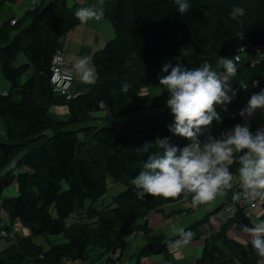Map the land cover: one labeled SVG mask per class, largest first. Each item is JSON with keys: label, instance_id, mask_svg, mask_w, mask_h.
<instances>
[{"label": "trees", "instance_id": "trees-1", "mask_svg": "<svg viewBox=\"0 0 264 264\" xmlns=\"http://www.w3.org/2000/svg\"><path fill=\"white\" fill-rule=\"evenodd\" d=\"M12 1L0 0V10ZM189 3V12L181 16L173 0H104L102 18L110 23L114 36L89 55L94 82L72 88L74 96L66 101L52 92L49 60L60 48L63 34L81 23L72 6L66 0H41L14 23H10L13 17L0 22V70L8 82L6 93L0 94V210L6 217L4 221L0 218V233L5 234L0 239H12L10 245L20 250L1 248L0 264L22 262L25 252L31 264H92L91 249L96 250L93 264H98L109 253L122 254L133 231L151 232L149 214L161 212L162 206L185 196L175 200L136 196L131 180L149 154L162 152L155 146L156 138L168 137L178 147L190 142L168 130L173 116L166 105V90L144 96L137 91L167 75L161 71L159 57L173 55L183 43L189 51L176 52L169 64L194 68L207 61L221 72L218 59H232L243 41L264 44V0ZM235 7H242L244 15H234ZM19 52L26 62L13 66ZM236 63L237 74L230 82L236 95L230 103L216 106L222 121L214 120L202 140L207 135L221 138L224 128L240 122L239 109L246 106L250 95L264 89V60ZM253 80L259 85L254 87ZM125 84L127 92L123 91ZM59 105L67 109L65 119L50 111ZM45 130L52 134L43 139ZM146 142L151 143L149 151H140ZM238 165L234 162L230 170ZM106 177L124 188L109 205L97 209L96 201L107 190ZM9 178L15 190L11 197L4 192ZM236 193L240 194L238 188ZM258 208L257 223L264 219V201ZM246 209V204L239 205L237 200L217 228L206 233L198 264H264L250 239L239 242L227 233L231 228L241 231L243 226L254 225ZM219 210L217 206L206 212L159 245L139 246L132 253L134 264L150 254L167 257L172 241L184 242L182 233L193 231L196 239V228ZM72 215L74 222L67 224ZM133 218L143 220L136 224ZM14 222L27 234L16 236ZM10 232L12 237H7ZM33 237H42L46 247L31 242ZM59 237L63 240L58 241Z\"/></svg>", "mask_w": 264, "mask_h": 264}, {"label": "clouds", "instance_id": "clouds-1", "mask_svg": "<svg viewBox=\"0 0 264 264\" xmlns=\"http://www.w3.org/2000/svg\"><path fill=\"white\" fill-rule=\"evenodd\" d=\"M173 2L181 16L191 8L189 0ZM244 12L242 7L233 9L234 15L242 16ZM75 17L81 23H87L102 19L103 11L82 7L75 12ZM217 65L222 72L207 61L194 68L178 63L162 66L161 71L167 75L159 77V84L168 93L166 105L173 116L168 130L190 142L178 147L171 144L168 137L156 139L162 152L149 154L142 170L131 180L137 198L149 195L175 200L182 195H191L193 206L209 204L217 197L226 196L233 188L235 176L230 169L238 161L239 183L243 192L233 195V199L239 200L243 195L245 198L259 197L264 200V129H258L253 134L247 123L236 124L222 138L207 135L200 139L214 120L217 123L222 121L216 106L230 103L236 95L230 83L237 74L236 61L220 57ZM75 67L82 72L85 82H94V74L87 68L86 60H79ZM252 85L258 86L259 81L253 80ZM128 89L125 84L123 91ZM257 109H264V89L250 95L239 115L250 117ZM150 147L151 143L146 142L139 150L148 152ZM237 153L240 154L238 157ZM243 230L251 237L256 255L264 257V219L251 227L243 226ZM182 236L187 242L191 233H182Z\"/></svg>", "mask_w": 264, "mask_h": 264}, {"label": "crops", "instance_id": "crops-1", "mask_svg": "<svg viewBox=\"0 0 264 264\" xmlns=\"http://www.w3.org/2000/svg\"><path fill=\"white\" fill-rule=\"evenodd\" d=\"M40 1L41 0H14L10 3L8 2V3L3 4L2 9L0 10V22L7 20L9 18H12L14 16L19 17L29 7L33 6L35 3H38ZM66 3L69 6L70 5L75 6L78 3V5H80L79 9L82 7H85L84 6V4H85L88 7H94L97 10H102L101 9V3L95 4L94 1L91 2L89 0H66ZM73 10H74V12H76L75 8H73ZM104 21H105V19L102 18L100 20H90L87 23H81L82 26H79V27H82L81 28L82 29V36H83V30H86L85 36H88V38H92L91 36H93L94 38L96 36H102V35H97L96 30L100 31L99 30L100 27L101 28L108 27L107 25H105L106 23ZM111 29H112V27H111ZM112 32H113V29H112ZM61 43H62V38H61L60 44ZM70 48L72 50V53L67 54V56H68V62H69V60L72 62V64L71 63H69V64H70L71 68L73 67L72 71H73V79H74V73L76 71L80 72L76 69L75 65L77 64V62L79 60L82 59V55L79 54L78 52H76L75 47H70ZM60 49H62V48L60 47ZM91 50L92 49H89V50L86 49V51H85L86 57L88 56V54L90 55V53L92 52ZM63 53H64V57H65V55H66L65 51ZM79 80L82 81V78ZM6 88H3L2 90L6 89ZM64 107L65 106H54L51 108V110L53 112L54 111L53 108L58 109V108H64ZM53 113H55V111ZM62 115H63V117L65 116V114H62ZM245 123H247L249 125L250 131L253 134L258 129H264V109H257L250 117L248 116V118L245 121H241L237 124L243 125ZM239 167H240V165H238L237 167H235L233 169L236 173V179L237 180L239 178V172H238ZM236 192H237L236 181H233V188L228 192V194L226 196L217 197L213 202H211L209 204H201V205L197 206L194 210H192L191 213H190V211H188L185 208V206H184V208L181 206V204L183 205V202L180 200L178 202L166 204V205L162 206L161 212H154V213H151L148 215V219H147L148 224L152 225L153 230L147 234H142L141 236H139L134 241V245L135 246L138 245V247H139V246L145 244L146 242L153 244V245H159L164 240H166L167 238L172 237L175 234H178L186 226L190 225L191 222L199 220L198 218H201L206 212H209V211L213 210L215 207L220 206L221 211L219 213L213 214L209 218L208 222L203 225L207 230H210V231L215 230L216 227L218 226V224L222 220H224L228 216V214L232 211L233 204L237 201V200L233 199V195L237 194ZM230 206H231V209L229 210ZM223 208H225V212H226L225 215L222 214ZM227 209H228V211H227ZM249 209H246L247 213L249 214V216L252 215L254 218L257 217L260 213L258 207L252 208V209L249 208ZM255 221H256V219L253 220L254 224L257 223V221L256 222ZM136 224H138V223H136ZM203 226H199V227H203ZM15 227H16L15 229L21 230L23 232V234H27L26 229L21 228L19 226V224H17V222L15 223ZM199 231H201V230L199 229ZM238 232L246 234V237L244 240H249V239L251 240V237L246 232H244L243 230L238 231ZM187 233H190V231ZM197 233H199L198 230H197ZM243 234H241V236ZM193 235H194V232L191 233V237H193ZM178 241H180V240H176V242H175L176 244L171 243L169 245L168 250L170 251V253L167 257H164L162 254L164 261L161 264L168 262L169 259H173L171 264H185V262H188L186 264H190L191 260H194V262H193L194 264H198L197 259L200 255V248H201V243H200L199 238L196 239L195 242H194V240L191 241L190 239L187 241V243H177ZM192 243H194V244H192ZM81 264H84V263H81Z\"/></svg>", "mask_w": 264, "mask_h": 264}, {"label": "rangeland", "instance_id": "rangeland-1", "mask_svg": "<svg viewBox=\"0 0 264 264\" xmlns=\"http://www.w3.org/2000/svg\"><path fill=\"white\" fill-rule=\"evenodd\" d=\"M91 2H95V4H98V3H101V9H102V6H103V1L104 0H89ZM74 5V4H73ZM85 7H88L87 5L84 4ZM80 5H75V6H72V9L75 8L76 11L79 9ZM74 12V10H73ZM75 13V12H74ZM21 16V15H20ZM18 17V16H17ZM108 27L106 28H99L100 31L96 30V34L97 35H102V36H96L95 38L93 36H91L92 38H88V36H85L86 34V30H83V36H82V27H79V26H82L81 23H79L78 25H76L75 27H73L72 29H70L69 31L65 32L63 34V36L61 37L62 38V43L60 44V47L62 48L61 50L64 52L65 51V59L67 60L68 62V56L67 54H71L72 53V50L70 47H75L76 49V52H78L79 54L82 55V59L81 60H86L87 62V68L90 69L93 74H94V70H93V67L91 66V63L89 61V54L88 56L86 57L85 55V51L86 49L89 50V49H92L91 51H95V50H98L100 49L104 42L113 38L114 36V32H112V29H111V26H110V23L105 19L104 21ZM61 38H60V41H61ZM87 38V39H86ZM87 43V44H86ZM189 47L183 43L181 45V48L179 50H175L174 54L173 55H170V56H161L159 57V61H160V65H161V68L162 66L165 64V63H169L170 61L172 60H175L176 56H177V53L178 52H187L189 51ZM90 51V52H91ZM177 52V53H176ZM26 62V59L25 57L23 56V54L21 52L17 53L16 56H15V59L13 61V66H17V65H20L22 63ZM68 63H71L72 62L69 60ZM73 68V67H72ZM139 75L140 72H138ZM94 77H95V74H94ZM82 78V72H75L74 73V79L72 81V87L75 88V86L77 85H80V84H83V83H87L85 82L83 79L82 81L79 80ZM24 77H20V80H23ZM8 86V82L7 80L3 77L2 73H1V70H0V91L3 89V88H6ZM166 89L164 88V86L160 85L159 82H151V83H148L147 85H142V87L137 91V94L139 95H142L146 92H150L151 94H158V93H161L163 91H165ZM16 98L18 96H15ZM59 106H64V105H59ZM54 111H55V115L58 116L60 119H65L67 117V109L66 107L64 108H53ZM50 111L52 112V110L50 109ZM53 111V112H54ZM52 112V113H53ZM62 114H65V116L63 117ZM101 114H97V116H100ZM140 115V114H139ZM137 116V115H136ZM248 118V117H247ZM173 121V118L171 119V122L170 124L172 123ZM241 122V121H240ZM239 123V122H238ZM227 128H224L220 134L222 135L225 130ZM171 133V132H170ZM52 134V131L51 130H45L43 132V139L49 137L50 135ZM3 135V130H2V127L0 125V137ZM159 138V137H157ZM156 138V139H157ZM156 141V140H155ZM155 146L158 148L159 145L155 142ZM4 173V172H2ZM1 173V174H2ZM62 184V187H65V183H61ZM106 187H107V190L105 192V194L103 196H101L97 201H96V208L97 209H100L102 208L103 206L105 205H109L110 202H111V199L112 197L117 194L119 191H121L123 188H124V185L121 184L120 182L118 181H113L111 178L109 177H106ZM4 192H5V195L11 197V196H14L15 195V190L13 189V179H7L6 180V183H5V186H4ZM184 196H182L183 198ZM181 198V199H182ZM235 202V201H234ZM234 205V204H233ZM181 206L184 208L185 205H182ZM247 206V209L248 208V204H246ZM197 206H191V207H187L185 206V208L190 211L194 210ZM222 207V206H221ZM221 209V208H220ZM231 209V206L229 207V210ZM250 210V209H249ZM221 210H219L218 212L216 213H219ZM228 211V209H227ZM222 214H226L225 212V208H223L222 210ZM213 218V217H212ZM252 219V221L255 219L252 215L250 217ZM198 219H201V218H198ZM142 218H133V223H141L142 222ZM197 221V220H196ZM74 222V217L73 215L70 216L67 220H66V223L69 224V223H72ZM195 222V221H194ZM256 222V221H255ZM15 223L14 222V225H13V229L15 230V233H16V236H22L23 235V232L21 230H17L15 229ZM193 223V222H191ZM190 223V224H191ZM202 228V229H201ZM217 228V227H216ZM199 229L201 231H199ZM205 229V230H204ZM210 229V228H209ZM196 230H198L199 233L198 234V237L196 239L199 238L200 240V243H201V248H200V251L202 249V246L203 244L205 243V239L207 238V232L210 231V230H207L204 226L203 227H198ZM239 230H236L235 228H231L227 233L230 237H233V239H235L236 241H244L245 237H246V234H243V233H240L238 232ZM27 233V232H26ZM187 233V232H186ZM190 233H193V231H190ZM241 234H243L241 236ZM142 234L138 231H133L132 233H130L128 235V240H127V246L124 250V252L122 253L123 256H125V260L127 261L128 264H134V257L132 256V253L134 252V250L136 248H138V245H134V241L139 237L141 236ZM176 235V234H175ZM174 235V236H175ZM171 238V237H169ZM196 239L194 238V235L193 237L190 238V240H194V242L196 241ZM31 242H34V243H38V244H41L43 246V248L46 247V242H44V239L42 237H33L30 239ZM63 239L62 238H58V241H62ZM198 241V240H197ZM176 242L175 241H172V243L174 244ZM10 243H12V239L11 240H7L5 241L4 239H0V249L1 248H4L5 246H7V248L9 250H13V251H16V252H20V250L17 248L15 249L17 246L15 245H10ZM147 243V242H146ZM177 243H187V242H182L181 240L178 241ZM176 244V243H175ZM194 244V243H192ZM170 245V244H169ZM169 245H168V249H169ZM24 246H25V250L28 251V249H30L28 247V244L27 243H24ZM130 248V249H129ZM23 255L25 256V259L22 261V262H19V263H16V262H13L14 260H9V261H12L8 264H31V260L29 259V255L27 254V252L23 253ZM89 255H90V262L93 264L96 262V259H95V255H96V250L95 249H91L89 251ZM173 255V254H172ZM104 258L101 257V260ZM199 259V257H198ZM197 259V261H198ZM99 260V259H98ZM97 260V261H98ZM173 259H169L168 262L164 263V264H171ZM164 261V258L162 257V253H157V254H150L149 256L147 257H141L139 259V264H161L162 262ZM194 260H191L190 264H194L193 263ZM188 263V262H185V264Z\"/></svg>", "mask_w": 264, "mask_h": 264}, {"label": "built area", "instance_id": "built-area-1", "mask_svg": "<svg viewBox=\"0 0 264 264\" xmlns=\"http://www.w3.org/2000/svg\"><path fill=\"white\" fill-rule=\"evenodd\" d=\"M15 16L10 20V23H14ZM232 60L236 62H248L253 64L255 62L264 60V44L252 45L245 41L241 43V45L237 48L235 54L232 57ZM49 84L51 86L52 92L55 95L61 96L65 101L72 98L74 93L72 92V81H73V71L70 64L64 57L63 51L59 49H55L52 53L50 60H49V77H48ZM5 90H1L0 94H5ZM244 107H240L239 112ZM240 121H245L247 119V115L241 116ZM234 125L230 128H227L225 132L220 137L222 138L225 133L229 132ZM236 181V187L240 190V193L243 192V186L239 183L236 179V173L232 170ZM180 201L183 202V205L187 207L193 206L191 195L184 196ZM264 200H261L259 197L256 198H245L241 195L240 199L238 200L239 205L248 204L249 208H257ZM0 218L4 221L6 220L5 215L0 210ZM1 236H5L4 233H0ZM7 237H12V233H8ZM98 264H128L125 260V257L120 254L118 251H114L112 253L107 254L104 256L102 260Z\"/></svg>", "mask_w": 264, "mask_h": 264}]
</instances>
